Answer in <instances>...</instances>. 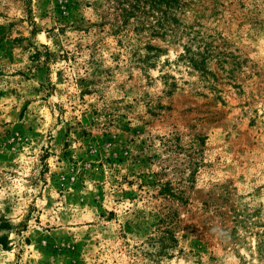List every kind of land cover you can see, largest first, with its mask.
Listing matches in <instances>:
<instances>
[{
  "label": "rangeland",
  "instance_id": "rangeland-1",
  "mask_svg": "<svg viewBox=\"0 0 264 264\" xmlns=\"http://www.w3.org/2000/svg\"><path fill=\"white\" fill-rule=\"evenodd\" d=\"M179 1L0 0V264H264V0Z\"/></svg>",
  "mask_w": 264,
  "mask_h": 264
},
{
  "label": "trees",
  "instance_id": "trees-1",
  "mask_svg": "<svg viewBox=\"0 0 264 264\" xmlns=\"http://www.w3.org/2000/svg\"><path fill=\"white\" fill-rule=\"evenodd\" d=\"M106 15L101 16L100 24H109L113 33H120L130 28L133 33H149L153 37H164L170 30V24L176 23L173 11L180 8L179 0H107ZM146 50L157 51V48L146 46ZM208 52L190 54L186 48L180 57H186L190 67L202 75L210 74L205 63L209 57ZM163 194L170 193L169 185H163ZM172 230L166 229L159 237L160 241L171 236ZM172 237V236H171ZM174 241V238H170ZM0 244H4L0 240ZM259 249V247H258Z\"/></svg>",
  "mask_w": 264,
  "mask_h": 264
}]
</instances>
